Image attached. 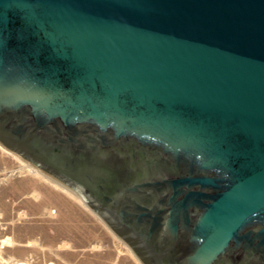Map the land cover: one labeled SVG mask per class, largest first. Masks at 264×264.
I'll return each instance as SVG.
<instances>
[{
	"label": "water",
	"instance_id": "1",
	"mask_svg": "<svg viewBox=\"0 0 264 264\" xmlns=\"http://www.w3.org/2000/svg\"><path fill=\"white\" fill-rule=\"evenodd\" d=\"M0 145L143 264H264V0H0Z\"/></svg>",
	"mask_w": 264,
	"mask_h": 264
},
{
	"label": "rangeland",
	"instance_id": "2",
	"mask_svg": "<svg viewBox=\"0 0 264 264\" xmlns=\"http://www.w3.org/2000/svg\"><path fill=\"white\" fill-rule=\"evenodd\" d=\"M31 168L0 145V264H143L73 191Z\"/></svg>",
	"mask_w": 264,
	"mask_h": 264
},
{
	"label": "bare ground",
	"instance_id": "3",
	"mask_svg": "<svg viewBox=\"0 0 264 264\" xmlns=\"http://www.w3.org/2000/svg\"><path fill=\"white\" fill-rule=\"evenodd\" d=\"M31 169H32L33 172H36V173L39 172L37 169H35V167H34V168H31ZM45 177H46V176H45ZM57 183H59V182H57ZM59 184H60V183H59ZM61 185H62V184H61ZM63 186H64V185H63ZM63 186H62V187H63ZM69 191H70V190H69ZM76 195H77V194H76ZM77 196H78V195H77ZM78 197H79V196H78ZM79 198H80V197H79ZM80 199H81V198H80Z\"/></svg>",
	"mask_w": 264,
	"mask_h": 264
}]
</instances>
